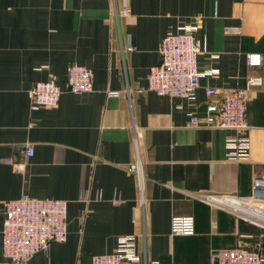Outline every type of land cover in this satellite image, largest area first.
Segmentation results:
<instances>
[{
    "label": "crops",
    "instance_id": "1",
    "mask_svg": "<svg viewBox=\"0 0 264 264\" xmlns=\"http://www.w3.org/2000/svg\"><path fill=\"white\" fill-rule=\"evenodd\" d=\"M186 25L204 48L194 98L147 90L161 40ZM249 54L261 57L258 66ZM71 64L92 71L90 92L67 91ZM254 76L261 85L246 101L247 158L235 161L227 146L234 132L188 122ZM49 78L61 90L57 107L31 111L32 87ZM257 177H264V0H0V238L3 202H67L66 240L27 264H91L129 235L139 264H208L211 251L234 247L264 256V229L200 200L249 196ZM173 217H191L194 233L171 235Z\"/></svg>",
    "mask_w": 264,
    "mask_h": 264
},
{
    "label": "built area",
    "instance_id": "2",
    "mask_svg": "<svg viewBox=\"0 0 264 264\" xmlns=\"http://www.w3.org/2000/svg\"><path fill=\"white\" fill-rule=\"evenodd\" d=\"M195 26L181 27L175 34L166 35L160 43V62L150 68L146 89L161 96L192 100L199 87L202 74L197 69V57L204 52L202 44L195 39ZM250 66H258L261 57L247 56ZM211 74V73H209ZM92 71L76 64L67 68V91L74 94L92 90ZM261 85L260 77H251L244 88L225 94L204 105L203 116L193 114L188 125L209 129L229 130L234 135L228 140V158L246 160L248 150V124L246 101L250 91ZM61 90L52 78L36 83L30 91V110L57 107ZM208 98H215L216 91L205 89ZM23 154L30 157L33 149L23 147ZM132 172L138 173L133 164ZM139 174V173H138ZM99 199V196H98ZM201 201L210 206L228 211L242 221L264 229V177L253 181L249 196L204 195ZM3 224L1 246L3 261L0 264H27L37 252L46 250L51 242L62 243L67 236V202L64 200H37L21 196L2 204ZM194 233L191 217H173L170 234L190 236ZM135 236L117 238L115 250L110 254L92 257L91 264H139ZM158 264V263H151ZM208 264H264L260 250L242 247L217 249L210 252Z\"/></svg>",
    "mask_w": 264,
    "mask_h": 264
}]
</instances>
